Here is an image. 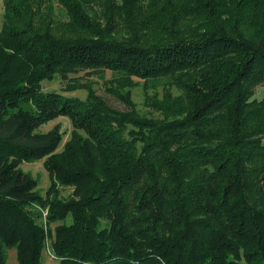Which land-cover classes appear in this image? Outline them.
Listing matches in <instances>:
<instances>
[{"label": "trees", "instance_id": "1", "mask_svg": "<svg viewBox=\"0 0 264 264\" xmlns=\"http://www.w3.org/2000/svg\"><path fill=\"white\" fill-rule=\"evenodd\" d=\"M2 5L0 264L12 248L18 264H42L46 239L57 264H264V102L253 99L264 83V0ZM84 70L115 74L107 91L128 110L88 84L84 100L42 91ZM134 78L162 85L161 98L145 95L161 118L136 113ZM58 117L73 127L60 152L57 128L39 132ZM39 160L45 198L19 168Z\"/></svg>", "mask_w": 264, "mask_h": 264}, {"label": "rangeland", "instance_id": "2", "mask_svg": "<svg viewBox=\"0 0 264 264\" xmlns=\"http://www.w3.org/2000/svg\"><path fill=\"white\" fill-rule=\"evenodd\" d=\"M55 10L61 19L64 20L60 8L55 4ZM3 5L2 0H0V29L2 27L3 21ZM116 78L115 74L110 71H102L93 73V71L84 70L78 71L75 74H69L66 78H61L60 76H55L51 81H43L41 83L43 92H56L67 97H74L84 100L87 96V91L85 90V86L91 85L95 90L96 94L100 96L106 104L115 111L126 112L128 108L125 104H123L120 100H118L113 95L109 94L107 89L110 88L112 84V80ZM82 85L81 88L74 89L71 92L65 90L67 85ZM134 86L130 89L131 93V101L134 105V109L136 113L145 118H161V114L159 112L154 111L151 107H148L145 104V95L153 96L157 95L158 98L162 96V85L159 84L156 88H148L145 90L143 88V81L139 79H133ZM174 95L178 94V91L175 89L172 90ZM253 99L264 102V83L257 86L255 88ZM57 128L58 131L62 134L61 143L57 148V152L62 151L64 145L71 140V136L73 134V127L71 122L66 117H58L49 123L41 126L39 128V132L46 133L51 129ZM79 135L84 137V133L79 132ZM19 168L21 171L27 175H29L33 180L36 181L35 191L42 197L45 198L46 193L50 187V180L48 177V173L44 167V160L33 161V162H25L22 163ZM59 197L63 200H67L71 197L73 189L72 187H60L58 186ZM37 210V224L46 227L45 225V217L46 211H42L40 208L35 206ZM72 222L70 216H67L64 220L52 223L50 225L51 228H54L57 225H69ZM108 226L107 221L102 220L100 222V228H105ZM5 264H18L16 250L5 249ZM42 264H57V259L53 255V251L51 249V239H46L45 247L42 252Z\"/></svg>", "mask_w": 264, "mask_h": 264}]
</instances>
